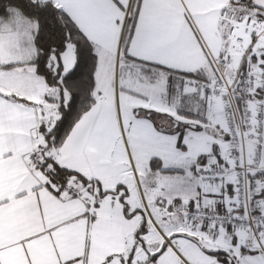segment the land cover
Masks as SVG:
<instances>
[{"label":"snow or ice","instance_id":"6c2138e0","mask_svg":"<svg viewBox=\"0 0 264 264\" xmlns=\"http://www.w3.org/2000/svg\"><path fill=\"white\" fill-rule=\"evenodd\" d=\"M0 264H264V0H0Z\"/></svg>","mask_w":264,"mask_h":264}]
</instances>
